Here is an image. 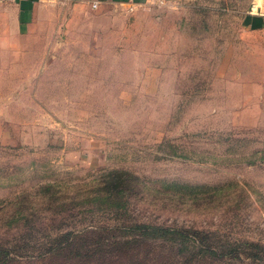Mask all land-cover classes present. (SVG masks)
Listing matches in <instances>:
<instances>
[{"label":"rangeland","instance_id":"374dc122","mask_svg":"<svg viewBox=\"0 0 264 264\" xmlns=\"http://www.w3.org/2000/svg\"><path fill=\"white\" fill-rule=\"evenodd\" d=\"M167 2L52 4L24 29L0 4L2 258L49 264L70 233L149 227L189 238L178 264H264V26L245 24L264 14L255 0ZM111 169L136 178L133 193L53 204ZM49 184L52 200L36 195Z\"/></svg>","mask_w":264,"mask_h":264},{"label":"trees","instance_id":"16d2710c","mask_svg":"<svg viewBox=\"0 0 264 264\" xmlns=\"http://www.w3.org/2000/svg\"><path fill=\"white\" fill-rule=\"evenodd\" d=\"M134 179L136 178L128 171L111 169L98 173L91 181L65 186L67 194L63 199L54 198L57 194L55 189L59 188V185L55 184L42 187V194L36 195H43L48 200L54 198L53 200L51 199L54 205L60 203L73 204V202L85 201L91 197H94V200L101 201L102 204L108 203L110 205L116 202L117 199H123L127 194L134 192L131 185V181ZM36 195H33L32 199H36ZM29 213L30 210L22 212V220H24L25 224L30 223ZM144 229L145 231L139 232L136 237L129 240L121 239L124 241H113L107 237L92 239L93 243L91 241L83 242L91 240V234L89 236H80V234L70 233L67 236H63L62 242L49 248L44 258L49 259V264H123L124 262L126 264H134L132 262L135 259L143 261L144 257L146 258L145 261H148L150 264H178L177 256L180 253H187L188 258L193 257L194 247L190 246L189 242H186L189 238L180 231L166 230L161 233L156 228L150 229L146 227ZM139 230L141 229L132 228L133 232ZM180 236L186 238L185 241L182 239V244L180 243L179 246L168 252L160 251L153 254L154 247L163 238L175 245L177 240H180ZM68 239L70 241H67ZM14 261L17 260L12 257L5 256L2 258L0 256V264H12Z\"/></svg>","mask_w":264,"mask_h":264},{"label":"crops","instance_id":"0c3cea01","mask_svg":"<svg viewBox=\"0 0 264 264\" xmlns=\"http://www.w3.org/2000/svg\"><path fill=\"white\" fill-rule=\"evenodd\" d=\"M147 0H17L13 4L8 5V9L14 13L15 22L20 28H26L34 23L37 14L41 9L47 5L63 4L66 7H85L91 10H97L104 6L120 5L121 3L134 2L138 5H143ZM255 5L258 10L264 14V0H255ZM99 2L97 9L93 8V4ZM246 25L259 28L264 26V18H248L245 22ZM252 24V25H251Z\"/></svg>","mask_w":264,"mask_h":264},{"label":"built area","instance_id":"2783aa9c","mask_svg":"<svg viewBox=\"0 0 264 264\" xmlns=\"http://www.w3.org/2000/svg\"><path fill=\"white\" fill-rule=\"evenodd\" d=\"M17 0H0V4H13ZM99 2H95L93 4V8L97 9L99 7ZM168 2L167 0H147L143 5H138L134 2H129V3H121L119 6H121L126 12L128 13H134L138 9H141L143 7L148 8V7H154V6H167Z\"/></svg>","mask_w":264,"mask_h":264}]
</instances>
